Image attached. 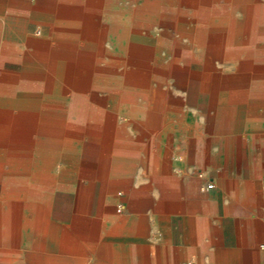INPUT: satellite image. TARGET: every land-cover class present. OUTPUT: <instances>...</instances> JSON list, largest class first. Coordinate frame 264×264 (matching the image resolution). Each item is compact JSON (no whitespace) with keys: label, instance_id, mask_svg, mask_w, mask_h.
<instances>
[{"label":"crops","instance_id":"1","mask_svg":"<svg viewBox=\"0 0 264 264\" xmlns=\"http://www.w3.org/2000/svg\"><path fill=\"white\" fill-rule=\"evenodd\" d=\"M218 1L0 0V264H264V0Z\"/></svg>","mask_w":264,"mask_h":264},{"label":"rangeland","instance_id":"2","mask_svg":"<svg viewBox=\"0 0 264 264\" xmlns=\"http://www.w3.org/2000/svg\"><path fill=\"white\" fill-rule=\"evenodd\" d=\"M122 4V3H121ZM177 6L180 8L179 10H177L176 12H175V14H177L178 16H176V18L174 19H172L173 21H182V18H190V13L192 12V10L191 9H186V7H185V5H183V4H179V3H177ZM234 7H233V3H230V2H224L223 3V1L221 0V1H218V9H217V11H211L212 13H214V14H216V15H219V14H223V13H225L227 16L229 15V14H231V12H232V9H233ZM223 9H225L224 11H223ZM19 13V12H18ZM26 13H28V11L26 12ZM124 15H127V12L126 11H124L123 10V12H122ZM121 12H120V14H122ZM22 17L21 16H17V18H16V20L19 22H21L22 21ZM25 20V19H24ZM231 22V24L234 22V20H233V17H229L228 19H226V22ZM230 25V24H229ZM162 28V27H161ZM160 27L159 28H157V29H149L148 30V32L149 33H151V34H154V35H160V32L163 30V29H161ZM226 29H232V26L231 27H225ZM18 29H22V28H18ZM25 29H28V32L29 33H31V34H33V35H35V36H43V35H46V34H49V32H50V29H52L48 24H46V23H42V22H39V21H29V20H27V25L25 26ZM40 29H42L43 30V34L42 33H40ZM107 30L108 29H105V31L104 32H107ZM110 30V29H109ZM114 30H118L119 32V36H120V39L121 40H123V42H126V40L125 39H127V36L125 35V34H122V33H124L126 30H139V29H114ZM142 30V29H141ZM143 32H146V30H142ZM170 31L172 32V33H174L171 29H170ZM176 35V34H175ZM179 35V34H178ZM228 35H226V37H227ZM180 37V36H179ZM178 37V38H179ZM183 43H185L186 44V42H187V39L186 38H183V41H182ZM105 46L107 47V48H109L110 50H114V52H115V49H116V46H115V43H113L112 42V40H110V39H108L106 42H105ZM162 56L163 57H165L164 58V61L165 62H167L168 61V59H166V52L165 51H162ZM116 59L117 58H114L113 60L109 57V56H107L106 58H105V61H113V62H115L116 61ZM122 59V58H121ZM102 62V61H101ZM215 62H218V60H216ZM222 62V61H221ZM103 63V62H102ZM217 64V63H216ZM11 66V68L12 69H17V70H20L21 69V65H20V63L18 62V63H16V64H12V65H10ZM154 68H156L155 66H153ZM120 68H121V66H120ZM177 84V83H176ZM128 85V84H127ZM126 85V86H127ZM178 85V84H177ZM134 90V89H133ZM110 91L107 93V95H109L108 97L109 98H111V102H108V104H110V103H112V102H116V97H115V95H117L116 93H113V95H114V97L113 96H111L110 95ZM105 93L103 92L102 93V95H104ZM120 94V93H119ZM136 91L134 90V92H131V91H129V93L128 92H125L124 94H123V96L121 97V99L120 100H125L127 97H134V96H136ZM111 96V97H110ZM119 97V96H118ZM120 98V97H119ZM83 133H84V130L81 128V132H80V135H79V139H82V137H83ZM73 145L74 144H69L68 146H67V148H66V150H65V154L67 155V154H70L71 153V151H72V148H73ZM68 162L67 161H65V165L66 166H68Z\"/></svg>","mask_w":264,"mask_h":264},{"label":"built area","instance_id":"3","mask_svg":"<svg viewBox=\"0 0 264 264\" xmlns=\"http://www.w3.org/2000/svg\"><path fill=\"white\" fill-rule=\"evenodd\" d=\"M213 186H214V183H213V182H210V183L207 184V187H208V188H211V187H213Z\"/></svg>","mask_w":264,"mask_h":264},{"label":"bare ground","instance_id":"4","mask_svg":"<svg viewBox=\"0 0 264 264\" xmlns=\"http://www.w3.org/2000/svg\"><path fill=\"white\" fill-rule=\"evenodd\" d=\"M116 47H117V46H116ZM117 48H118V47H117ZM117 48H116V49H117ZM62 75H63V74H62ZM0 140H1V139H0Z\"/></svg>","mask_w":264,"mask_h":264}]
</instances>
